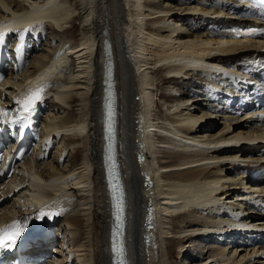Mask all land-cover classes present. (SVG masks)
<instances>
[{
  "label": "bare ground",
  "instance_id": "obj_1",
  "mask_svg": "<svg viewBox=\"0 0 264 264\" xmlns=\"http://www.w3.org/2000/svg\"><path fill=\"white\" fill-rule=\"evenodd\" d=\"M260 1L0 0V54L1 43L21 33L15 42L13 72L8 69L9 76L0 81V102L16 105L40 90L41 99L30 114L38 122L44 102L52 98L50 113L39 128L34 166L0 185V226L32 222L36 231L51 238L53 226L62 219L56 258L48 260L50 264L114 263V212L105 165L106 41L116 84L115 150L125 201L123 264H165L166 258L174 257L170 252L174 245L178 255L185 257L187 242L195 246L196 238L203 237L217 244L197 249L191 260L198 264H264V181L250 177L260 171L264 177L259 161L264 159V116L254 109L233 114L218 110L229 101L230 90L214 81L204 82L208 85L204 92L188 91L169 80L157 105L158 84L150 76L154 69L164 75L177 70L185 74L184 79L194 73L202 79L213 76L201 73L206 68L211 72L209 67L191 65L184 56L185 51H195L188 46L203 41L228 44L226 53H234L231 63L241 60L255 65L264 50L258 40L264 23L255 21L260 18H254L248 6H261ZM74 19L77 43L68 30ZM45 28L53 32L44 34ZM69 32L68 40L61 39L62 33ZM24 35L35 40V48L43 37L46 43L17 74L32 48L28 41L22 42ZM244 67L238 63L236 69ZM236 69L232 76L247 83L249 73ZM233 96L236 102L242 95ZM158 106L160 116L154 113ZM52 148L54 159L43 163ZM138 152L143 162L136 160ZM58 157L67 158L60 169L53 165ZM40 162L43 168L37 171ZM144 176L152 181L148 188ZM22 188L26 198L18 195L6 204ZM148 202L153 227L149 232L143 226ZM180 216L177 230H171L172 220ZM237 238L241 240L236 242ZM231 239L253 248L233 257L225 253ZM49 244L48 239L38 241L36 249L43 257H50Z\"/></svg>",
  "mask_w": 264,
  "mask_h": 264
},
{
  "label": "rangeland",
  "instance_id": "obj_2",
  "mask_svg": "<svg viewBox=\"0 0 264 264\" xmlns=\"http://www.w3.org/2000/svg\"><path fill=\"white\" fill-rule=\"evenodd\" d=\"M183 1V0H182ZM238 19H240V20H238V21H240L241 23H243V22H245L244 20H241L242 19V17H239ZM75 21L73 22V26H71V27H68V30H71V31H73L74 32V36H75V38L73 37L72 39L74 40V42L75 43H77V40H78V23H77V20L76 19H74ZM243 21V22H242ZM75 24V25H74ZM149 26V25H148ZM77 27V28H76ZM253 27V26H252ZM51 32H53L51 29H47V28H45L44 29V31H43V33L44 34H49L50 35V33ZM70 33L71 32H69L68 34L67 33H65V34H63L62 33V36H63V38H61V39H63V40H68L67 38H69V36L68 35H70ZM65 35V36H64ZM46 36V35H45ZM260 36H262V33H261V35ZM31 37H29V39H30ZM44 38V37H43ZM15 39H16V37H12V38H10V44H14V42H15ZM26 40V39H25ZM25 40L23 41V43H25ZM27 41H28V38H27V40H26V43H27ZM45 43H46V37H45V40L44 41H42V43L40 42L39 44H37V48H35V40H34V42H33V44L31 45V49L29 50V52H28V54L33 50L34 52H33V56L32 57H34L36 54H40L41 52H42V48L43 47H45L44 45H45ZM57 43V42H56ZM40 45V46H39ZM15 48V54H18L17 53V51H16V45H13ZM34 49H37V50H34ZM24 51H25V46L23 47V53H24ZM27 54V55H28ZM27 55H26V57H27ZM8 57H9V60L10 61H12V59H13V51L11 50V51H9V54H8ZM26 57H25V59H26ZM15 58V57H14ZM24 59V63H25V61H26V64L24 65V67H23V65H22V67H21V69L22 70H24L26 67H27V64L29 63V61L32 59L31 58V55L30 56H28L27 57V59L25 60ZM243 60V59H242ZM251 60H253V59H251ZM239 61H241V60H239ZM238 63H236V65H237ZM235 65V64H234ZM18 70H19V68H18ZM23 72V71H22ZM10 73V72H9ZM16 73L18 74V71H16ZM164 72L163 71H161V70H159V69H154L153 71H152V73H150V76H151V80H153V82L154 83H156V84H158L157 86V89L158 90H156L154 93H156V96L154 95V97L156 98V104L157 105H159V100H157L158 99V97H159V94L163 91L162 89H163V86H165V85H167L168 84V81H169V79H166V80H163L162 78L165 76L164 74H163ZM191 77H189L188 79H184L183 81H182V79H181V81H178V79H175V80H173V82H172V85H174L175 84V86H178V87H180V86H184V89L185 88H187L188 89V91L192 88V89H196V90H202V91H204V92H206L207 90H206V87H205V83L207 82H205V79H203L202 80V77L200 76V75H196L195 73L194 74H191L190 75ZM15 77V76H14ZM16 77H19L18 75L16 76ZM191 79V80H190ZM177 80V81H176ZM172 80H170V82H171ZM198 81V82H197ZM114 82H115V80H114ZM193 82V83H192ZM202 84H201V83ZM205 82V83H204ZM184 83V84H183ZM191 84H192V86H191ZM201 84V85H200ZM219 85V87L220 86H222V82H220V84H218ZM188 86V87H187ZM199 86H201V87H199ZM115 88H116V84H115ZM222 88V87H221ZM204 89V90H203ZM115 91H116V89H115ZM103 92H105V86H103ZM186 93H188L189 94V92H186ZM164 94V92L161 94V95H163ZM191 94H192V92H191ZM163 96H165V99H169V97L167 96V95H163ZM52 98H47V100H46V102H44V104H45V106L46 107H48V109L46 110V112L44 113V115H47L48 114V112L50 111L49 109L51 108V106H50V104H51V100ZM206 103V105H210V104H212V103H210L209 104V102H207V101H205L204 103H202V104H205ZM213 104H214V102H213ZM103 105H104V100H103ZM45 107V108H46ZM202 107H204V106H202ZM156 110H158V111H156ZM63 110H61V115H62V112ZM58 112H60V111H58ZM50 113V112H49ZM154 113L155 114H157V116H160L161 114H162V112L159 110V106H158V108H156L155 109V111H154ZM231 113V112H230ZM233 113V112H232ZM160 114V115H159ZM40 116V115H39ZM38 116V117H39ZM37 117V118H38ZM255 125V124H254ZM220 127H222V125L220 124L217 128H220ZM53 149V148H52ZM51 149V150H52ZM51 150L49 151V154H50V152H51ZM48 154V158L46 159L45 158V161L43 162V163H48L49 161H50V159L52 160V158L53 157H55V155H53V153L51 154V155H49ZM75 158V160H74V162L77 164L78 163V161H80V159H79V153H77V155L74 157ZM54 159V158H53ZM34 160H35V158L34 159H32V161L30 160V162H29V164H28V166H34ZM58 161V162H57ZM32 163H33V165H32ZM42 162H40L39 164H37V171H39L41 168H43V164H41ZM54 163V162H53ZM52 163V164H53ZM58 163V164H57ZM67 164V158L66 157H61V158H59L58 157V159H56L55 160V163L53 164V165H56V167L58 168V169H60V168H63L65 165ZM40 168V169H39ZM26 169H28L27 167L25 168V170ZM238 170H235V172H237ZM256 174H258V173H256ZM20 177V176H19ZM18 177V178H19ZM261 177H262V175H261ZM17 181H18V179H16V181H15V183H17ZM22 190H24V188H22L18 193H17V195H15L14 197H12L11 198V200H8V201H6V204H11L14 200H15V198L18 196V195H20V197H22V199L25 197L26 198V195H25V193L23 192L22 193ZM24 198V199H25ZM19 203L20 202H18V203H16V205L18 204L19 205ZM182 216V215H181ZM178 217V218H174L173 220H172V223L170 224L172 227L170 228L171 230L173 229V227H174V229L173 230H177L176 229V225L178 224V223H180V220H182V217ZM61 222H63L62 221V219H60V221H58V223L55 225V226H53V229H52V233H53V235H52V237L50 238V237H48V241L50 242V244H49V254H48V256H50V257H48L47 259L48 260H50L51 258H56V255L54 254V251H56L57 250V245H58V243H59V239L58 238H60V233H59V229H57L58 228V226L61 224ZM60 227H61V225H60ZM62 228V227H61ZM63 229H65V227L63 228ZM239 237V236H238ZM53 238H54V241H53ZM240 238H242V237H240ZM263 238V237H262ZM198 239V240H197ZM58 241V243H57V241ZM196 242H195V244L197 245V243H200V244H198L197 246L199 247H197L196 245V247L195 246H191L192 245V243L191 242H187V245H190L189 247H187V246H185V248L183 249V251L185 250V249H188V251H186V256L185 257H183V256H181L183 253H181V255L179 256L178 255V251L177 250H179V248L177 247V246H173V249H171V251L170 252H172L171 254H172V256H174V257H171L170 259H168V258H166V260H165V264H169V262H170V264H198V260L196 261V260H194V261H192L191 259L192 258H194V256L196 255H198V253H196L195 254V252H199V250L197 251V249H200V247L203 245V244H206V245H210L211 247L212 246H215V244H217V243H213L211 240L209 241V238H207V239H205V238H196ZM236 240V239H235ZM238 240H241V239H239V238H237V240H236V242L238 241ZM207 241H209L208 243H207ZM52 242V243H51ZM204 242V243H203ZM233 242V240L231 239V243H228L227 245H226V251H232L231 253H229L230 255H234L233 257H236L237 255L238 256H240L241 254H245V252H247V251H249L248 249H251V248H253V247H251V246H249L248 248H247V246L245 245V244H235V243H232ZM242 245V246H241ZM218 246H221V245H218ZM246 246V247H245ZM169 248V247H168ZM178 248V249H177ZM195 248V249H194ZM246 248H247V250H246ZM192 249L194 250V251H192ZM235 250H236V252H235ZM177 251V252H176ZM182 251V252H183ZM225 253H227V252H225ZM191 254L192 255H194L193 257H190L189 258V256H191ZM248 256H249V254H248ZM247 258V257H246ZM168 261V262H167Z\"/></svg>",
  "mask_w": 264,
  "mask_h": 264
},
{
  "label": "snow or ice",
  "instance_id": "obj_3",
  "mask_svg": "<svg viewBox=\"0 0 264 264\" xmlns=\"http://www.w3.org/2000/svg\"><path fill=\"white\" fill-rule=\"evenodd\" d=\"M40 90H37L34 93H31L30 95L24 97L23 99L18 100L17 102L21 105L20 111L22 113H30L32 110L34 104L36 101L40 100ZM0 114L5 117L4 123H9L7 117H8V112L4 111L3 109H0ZM26 118V117H22ZM12 123H18L19 120H13L11 121ZM118 211H119V206H118ZM119 219V216L117 217ZM13 230L10 232H5L3 235H0V247H11L12 244L15 243L16 238L20 235L21 231H23L22 226H18L16 222H13V226H10ZM113 251L116 252L118 255L123 254V249L122 248H117L115 245L113 246ZM121 264L123 262L121 261Z\"/></svg>",
  "mask_w": 264,
  "mask_h": 264
},
{
  "label": "water",
  "instance_id": "obj_4",
  "mask_svg": "<svg viewBox=\"0 0 264 264\" xmlns=\"http://www.w3.org/2000/svg\"><path fill=\"white\" fill-rule=\"evenodd\" d=\"M148 181H149V178H148V176H147V178H146ZM152 206H151V204H150V202H148V215H149V218L151 217V210H152V208H151Z\"/></svg>",
  "mask_w": 264,
  "mask_h": 264
}]
</instances>
